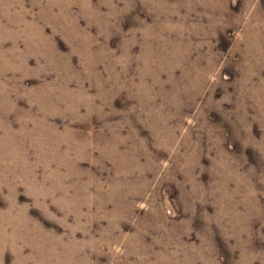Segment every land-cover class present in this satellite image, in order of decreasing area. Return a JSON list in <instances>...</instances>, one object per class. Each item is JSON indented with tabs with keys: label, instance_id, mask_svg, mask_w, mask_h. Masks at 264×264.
Here are the masks:
<instances>
[{
	"label": "rangeland",
	"instance_id": "rangeland-1",
	"mask_svg": "<svg viewBox=\"0 0 264 264\" xmlns=\"http://www.w3.org/2000/svg\"><path fill=\"white\" fill-rule=\"evenodd\" d=\"M0 264H264V0H0Z\"/></svg>",
	"mask_w": 264,
	"mask_h": 264
}]
</instances>
